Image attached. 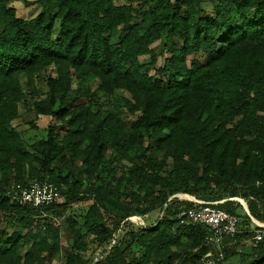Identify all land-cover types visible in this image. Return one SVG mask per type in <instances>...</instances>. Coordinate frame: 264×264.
Masks as SVG:
<instances>
[{
	"label": "trees",
	"instance_id": "obj_1",
	"mask_svg": "<svg viewBox=\"0 0 264 264\" xmlns=\"http://www.w3.org/2000/svg\"><path fill=\"white\" fill-rule=\"evenodd\" d=\"M11 1L0 0V264H52L51 218L84 201L81 223L63 218L65 264H88L86 240L108 247L89 264H202L210 231L176 218L194 204L239 217L221 264L237 256L251 217L264 220V0H32L25 18ZM27 106L60 125L29 143L12 124ZM34 180L61 199L15 203L11 188ZM154 211L155 224L110 245ZM251 245L243 264H264Z\"/></svg>",
	"mask_w": 264,
	"mask_h": 264
},
{
	"label": "rangeland",
	"instance_id": "obj_2",
	"mask_svg": "<svg viewBox=\"0 0 264 264\" xmlns=\"http://www.w3.org/2000/svg\"><path fill=\"white\" fill-rule=\"evenodd\" d=\"M32 0H13L10 3L16 11L18 16L21 17H31L35 16L39 9L34 5H25V3H28ZM87 85L96 91V88L98 87V82L96 79H89L87 81ZM116 94H123L128 95V93L124 91H117ZM114 97H105L101 93H99V106L101 108L105 109H111L116 111V103H115ZM21 119L13 121V126H15L22 134V136L28 141L29 143H33L37 141L38 139L44 137L47 132V127L52 125H60V121H54L52 118L46 116V117H39L35 116L33 111L30 109L29 106L27 107H21L20 109ZM29 121H33L37 125V129L30 128V125L28 124ZM58 131H63V126H60ZM110 155V152L107 154V157ZM68 163L62 165V169L64 174H66L71 168H69ZM11 185L9 186V188ZM237 204L241 206V209H238V213H244L247 211V205L246 202L242 199L236 200ZM91 202L90 201H84L78 204H74L72 209L69 210L67 213H65V217L73 214L77 217L78 221L80 223L82 222V217L85 211L89 208ZM64 216L62 217H56L54 216L51 218L52 223L59 229L60 231V251L59 253L53 258L52 264H65V255L68 246L72 242V232L71 229L68 228V224L63 220ZM160 217L159 211L151 212L145 216H137L135 218H130L128 223L123 226L121 230L116 232L113 236V239L110 241V245H123L124 241L129 239L130 232H136L141 227H147L150 225L155 224L157 219ZM239 219V217H237ZM251 221H257L256 218L251 217ZM261 222L264 223V220ZM87 244V250L82 253V256L84 259H86L87 263H91L94 260L100 258L103 256L104 251L108 248L105 244L97 246L92 243H90L88 240L85 241ZM242 244L240 248L237 249V256H235L230 261H226L223 264H243L246 263L249 260V256L253 251V248L255 245H251L250 243ZM243 255L245 257H243Z\"/></svg>",
	"mask_w": 264,
	"mask_h": 264
},
{
	"label": "built area",
	"instance_id": "obj_3",
	"mask_svg": "<svg viewBox=\"0 0 264 264\" xmlns=\"http://www.w3.org/2000/svg\"><path fill=\"white\" fill-rule=\"evenodd\" d=\"M11 199L22 207L38 208L51 205L61 199V192L56 184L48 180L30 181L27 184H17L10 190ZM178 224H198L208 228V242L211 249L202 258V264H221L225 256L226 246L231 244L238 233L236 216L210 204H194L184 208L176 216ZM254 235L246 243L264 246V223L251 222Z\"/></svg>",
	"mask_w": 264,
	"mask_h": 264
}]
</instances>
